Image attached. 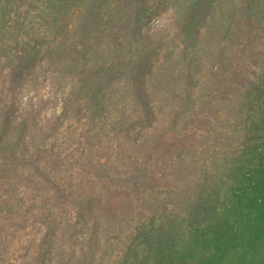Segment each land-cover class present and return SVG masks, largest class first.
<instances>
[{"label": "trees", "instance_id": "1", "mask_svg": "<svg viewBox=\"0 0 264 264\" xmlns=\"http://www.w3.org/2000/svg\"><path fill=\"white\" fill-rule=\"evenodd\" d=\"M0 66L57 105L3 114L0 264H264V0H0Z\"/></svg>", "mask_w": 264, "mask_h": 264}, {"label": "rangeland", "instance_id": "2", "mask_svg": "<svg viewBox=\"0 0 264 264\" xmlns=\"http://www.w3.org/2000/svg\"><path fill=\"white\" fill-rule=\"evenodd\" d=\"M171 22L172 20L168 17H153L145 26V33L159 34ZM7 71V69H2L0 66V130H2L1 126L4 120L3 114L9 113L12 118L16 119L24 114L26 109H32V105L35 108L40 106L43 109L37 117V122L40 123L44 114L48 116L56 110L57 105L56 101L54 102V96L51 97L53 100L50 99L48 103H41V99H48L47 97L51 92L53 86L51 78L42 74L39 79H13L14 77L11 75V72ZM13 101H15L16 106L9 105V107H6L4 105L6 103L11 104ZM14 108H19V111H14ZM9 135L10 133L8 135L5 134L3 140H7ZM185 138L188 139V136ZM28 140L29 138L26 141Z\"/></svg>", "mask_w": 264, "mask_h": 264}]
</instances>
